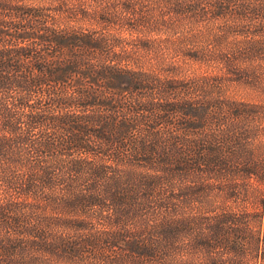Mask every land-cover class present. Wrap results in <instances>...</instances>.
I'll use <instances>...</instances> for the list:
<instances>
[{
	"label": "trees",
	"instance_id": "1",
	"mask_svg": "<svg viewBox=\"0 0 264 264\" xmlns=\"http://www.w3.org/2000/svg\"><path fill=\"white\" fill-rule=\"evenodd\" d=\"M150 2L199 68L114 52L110 0H0V264H264V0Z\"/></svg>",
	"mask_w": 264,
	"mask_h": 264
},
{
	"label": "rangeland",
	"instance_id": "2",
	"mask_svg": "<svg viewBox=\"0 0 264 264\" xmlns=\"http://www.w3.org/2000/svg\"><path fill=\"white\" fill-rule=\"evenodd\" d=\"M143 5L144 9L149 8L152 2L143 0ZM89 20L87 26L92 35H108L114 38V52H124L126 49L144 61L145 66L162 69L164 73L179 69L185 74L199 68L198 63H194L189 57L195 47L193 38L196 35H188L184 23L175 29L161 26L150 30L138 24L137 19L125 22L124 0H110V5H105V8L99 6Z\"/></svg>",
	"mask_w": 264,
	"mask_h": 264
}]
</instances>
